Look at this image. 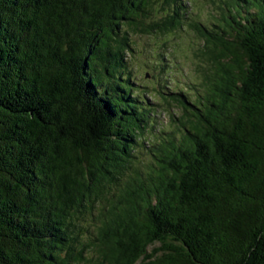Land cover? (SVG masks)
<instances>
[{
  "label": "trees",
  "instance_id": "obj_1",
  "mask_svg": "<svg viewBox=\"0 0 264 264\" xmlns=\"http://www.w3.org/2000/svg\"><path fill=\"white\" fill-rule=\"evenodd\" d=\"M204 1L0 0V264H264V0Z\"/></svg>",
  "mask_w": 264,
  "mask_h": 264
},
{
  "label": "rangeland",
  "instance_id": "obj_2",
  "mask_svg": "<svg viewBox=\"0 0 264 264\" xmlns=\"http://www.w3.org/2000/svg\"><path fill=\"white\" fill-rule=\"evenodd\" d=\"M182 1L186 5L185 8L188 11V14L192 17L199 16L200 18L205 19L208 16L211 6L204 0ZM156 36L157 37H140L137 40L135 47L136 50L130 57L128 56L131 60L132 71L134 74L136 71L139 74H142L145 71V69H141L142 62L145 57L152 55L151 50L155 47V45H160L161 47L164 45L173 58H176V61H180L182 64V68H179L180 72L175 77L177 80L182 82L186 78H200L199 70L195 67V64L197 63L196 53L199 51L200 41L192 31L188 29H181L175 34H170L167 37H161L160 35ZM160 116L162 117L163 113H161Z\"/></svg>",
  "mask_w": 264,
  "mask_h": 264
}]
</instances>
